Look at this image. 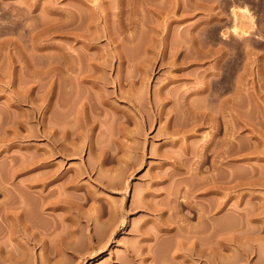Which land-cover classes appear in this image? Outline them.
Listing matches in <instances>:
<instances>
[{
	"label": "rangeland",
	"instance_id": "374dc122",
	"mask_svg": "<svg viewBox=\"0 0 264 264\" xmlns=\"http://www.w3.org/2000/svg\"><path fill=\"white\" fill-rule=\"evenodd\" d=\"M0 264H264V0H0Z\"/></svg>",
	"mask_w": 264,
	"mask_h": 264
},
{
	"label": "bare ground",
	"instance_id": "6f19581e",
	"mask_svg": "<svg viewBox=\"0 0 264 264\" xmlns=\"http://www.w3.org/2000/svg\"><path fill=\"white\" fill-rule=\"evenodd\" d=\"M168 132V131H167ZM142 248V247H141ZM143 250H144V248H143Z\"/></svg>",
	"mask_w": 264,
	"mask_h": 264
}]
</instances>
